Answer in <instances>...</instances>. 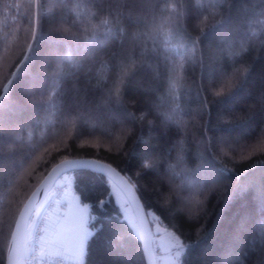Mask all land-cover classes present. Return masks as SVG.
<instances>
[{
	"label": "trees",
	"instance_id": "obj_1",
	"mask_svg": "<svg viewBox=\"0 0 264 264\" xmlns=\"http://www.w3.org/2000/svg\"><path fill=\"white\" fill-rule=\"evenodd\" d=\"M78 157L127 177L182 264H264V0H0V264L31 192ZM71 172L84 264H146L110 179Z\"/></svg>",
	"mask_w": 264,
	"mask_h": 264
},
{
	"label": "rangeland",
	"instance_id": "obj_2",
	"mask_svg": "<svg viewBox=\"0 0 264 264\" xmlns=\"http://www.w3.org/2000/svg\"><path fill=\"white\" fill-rule=\"evenodd\" d=\"M109 184L111 194L123 218L134 233L141 237L140 226L126 194L114 181L109 180ZM56 187H62L63 192L54 202V207L47 218L45 231L41 233L39 256L47 257L65 253L70 255L77 264H84L86 243L93 229L89 224V205L82 202L76 192L71 171L63 172L57 177L35 212L51 199L53 189ZM147 215L151 224L153 251L157 264H182L186 252L185 243L174 230L162 223L155 212L149 210ZM30 236L31 228L29 227L25 237L29 239Z\"/></svg>",
	"mask_w": 264,
	"mask_h": 264
},
{
	"label": "water",
	"instance_id": "obj_3",
	"mask_svg": "<svg viewBox=\"0 0 264 264\" xmlns=\"http://www.w3.org/2000/svg\"><path fill=\"white\" fill-rule=\"evenodd\" d=\"M79 168L99 170L123 190L130 201L141 229L140 240L142 242L146 264H157L153 251L151 224L147 211L145 210L134 186L127 177L113 165L99 159L87 157L66 158L58 161L49 169L43 179L34 188L15 221L6 250L5 264H21V257L23 254L22 242L25 238L27 229L32 227L34 223L35 218H32V215L37 206L44 199L59 175L63 172Z\"/></svg>",
	"mask_w": 264,
	"mask_h": 264
},
{
	"label": "built area",
	"instance_id": "obj_4",
	"mask_svg": "<svg viewBox=\"0 0 264 264\" xmlns=\"http://www.w3.org/2000/svg\"><path fill=\"white\" fill-rule=\"evenodd\" d=\"M62 192V187L54 188L51 199L38 210L35 221L31 227V236L29 239L25 237L22 242L23 254L21 257V264H77L74 259L67 258L63 254L47 257L39 256L41 233L45 228L49 212L54 207V202Z\"/></svg>",
	"mask_w": 264,
	"mask_h": 264
},
{
	"label": "crops",
	"instance_id": "obj_5",
	"mask_svg": "<svg viewBox=\"0 0 264 264\" xmlns=\"http://www.w3.org/2000/svg\"><path fill=\"white\" fill-rule=\"evenodd\" d=\"M58 216H59V215H58ZM47 220H48V219H47ZM46 223H47V221H46ZM45 227H46V224H45ZM44 231H45V230H44ZM63 255H64L65 257H67V258H71L70 255H67V254H66V255H67V256H66L65 253H64ZM71 259H72V258H71Z\"/></svg>",
	"mask_w": 264,
	"mask_h": 264
}]
</instances>
